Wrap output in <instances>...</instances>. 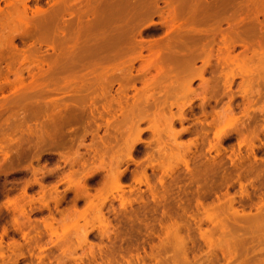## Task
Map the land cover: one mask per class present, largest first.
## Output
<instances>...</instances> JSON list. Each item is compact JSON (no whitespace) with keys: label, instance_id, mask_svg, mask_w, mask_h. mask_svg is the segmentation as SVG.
I'll return each instance as SVG.
<instances>
[{"label":"rangeland","instance_id":"1","mask_svg":"<svg viewBox=\"0 0 264 264\" xmlns=\"http://www.w3.org/2000/svg\"><path fill=\"white\" fill-rule=\"evenodd\" d=\"M183 1L0 0V264H264V73L215 57L252 4Z\"/></svg>","mask_w":264,"mask_h":264},{"label":"bare ground","instance_id":"2","mask_svg":"<svg viewBox=\"0 0 264 264\" xmlns=\"http://www.w3.org/2000/svg\"><path fill=\"white\" fill-rule=\"evenodd\" d=\"M128 1V0H127ZM156 1V0H155ZM171 1V0H170ZM175 1V0H174ZM185 1V0H184ZM183 1V2H184ZM190 1V0H189ZM193 1V0H192ZM201 1V0H200ZM227 1V2H226ZM230 1V0H229ZM229 1L228 0H218L216 3H217V11H216V13H219V12H222V10L223 11H225L226 10V5L227 4H229ZM247 1V0H246ZM245 1V2H246ZM251 2V4H252V6H251V4H250V6H251V8L250 7H247V8H250L249 10H252V12H253V19H254V22H253V24L251 23L250 25H248L249 24V22H247L246 24H244L245 23V21L243 22V24L246 26V25H248V26H246V28H244V33H242V34H245L246 35V37L244 36H242V34H239L240 36H242V38L243 39H241V38H239L240 36L238 35V32H236V31H238V30H236V29H238L237 27H235V23L234 24H230L229 23V26H228V30H229V33H230V30H232L233 31V33H235L236 35L234 36V37H236L237 35V38H239L240 40L238 41V39H234L231 35H232V31H231V33L229 34L228 33V35H230V36H227V34H226V32H228L227 30H225L224 31V29H222V26H221V22L219 21V23H218V25H217V28H216V35H218L219 37H218V44H217V48H216V65H217V71H220L221 73L224 71V68L226 67V66H228V64L229 65H233L234 64V62L235 61H237L238 63H239V61H238V59L242 56V58L241 59H243V58H246L248 61H249V63H250V68L247 70V71H257L256 73L258 74V77L260 76V74L261 73H264V0H248V2ZM223 2V3H222ZM224 2H226V3H224ZM235 2V1H234ZM233 1H232V3H234ZM189 3H191V1L190 2H188V4ZM213 3V2H212ZM98 4V3H97ZM152 4V3H151ZM180 4V7H181V5H184V4H181V3H178V5ZM186 4V3H185ZM192 4V3H191ZM198 3H196V5H197ZM222 4H223V6L225 7H223L222 6ZM247 4V3H246ZM107 5V4H106ZM113 5V4H112ZM116 5V4H115ZM204 5V4H203ZM206 5V4H205ZM236 5V4H235ZM55 6V5H54ZM87 6V5H86ZM138 6H140V5H138ZM186 6V5H185ZM200 6V5H199ZM210 6H211V4H210ZM223 7V9H222V7ZM248 6H249V3H248ZM59 7V6H58ZM143 7V6H142ZM154 7V6H153ZM179 7V9H182V8H180ZM183 7V6H182ZM188 7V6H187ZM190 7V6H189ZM195 7V6H194ZM202 7V6H201ZM205 7V6H204ZM209 6H207V8H208ZM55 8V7H54ZM186 7H184V9H185ZM177 9V11H179L178 10V8H176ZM211 10H212V8H210ZM229 9H231V8H229ZM57 10V9H56ZM101 10V9H100ZM120 10V9H119ZM118 10V11H119ZM187 10V9H186ZM185 10V11H186ZM203 10V9H202ZM207 10V9H206ZM52 11V10H51ZM50 11V12H51ZM138 11V10H137ZM153 11V10H152ZM168 11V10H167ZM171 11H172V8H171ZM175 11V10H174ZM183 11V10H182ZM189 11H190V9H189ZM197 11V10H196ZM55 12V11H54ZM96 12V11H95ZM127 12V11H126ZM184 12V11H183ZM204 11H202V13H203ZM238 12V11H237ZM242 12H244V11H242ZM249 12V11H248ZM251 12V11H250ZM152 13V12H151ZM170 13V12H169ZM186 13H188L187 11L185 12V15H186ZM192 13V12H191ZM205 13V12H204ZM215 13V14H216ZM223 13V12H222ZM48 14H51V13H48ZM58 14H60V13H58ZM58 14H56V15H58ZM177 14V13H176ZM180 14H182V12L180 13ZM193 14L195 15V12H193ZM197 14H198V11H197ZM199 14H200V12H199ZM210 14V13H209ZM221 14V13H220ZM220 14H216V15H219V16H221ZM227 14H229L228 12H227ZM231 14V13H230ZM232 14H234V13H232ZM236 14V13H235ZM240 14V13H239ZM106 15V14H105ZM116 15V14H115ZM133 15V14H132ZM173 15V14H172ZM178 15H179V13H178ZM177 15V16H178ZM182 15H184V14H182ZM182 15H179V16H181V18H182ZM224 15V14H223ZM238 15V14H237ZM50 16H52V15H50ZM49 16V17H50ZM161 16V15H160ZM189 16V15H188ZM187 16V17H188ZM197 16V15H196ZM210 16V15H209ZM212 16V15H211ZM225 16V15H224ZM240 16V15H239ZM46 17V16H45ZM117 17V16H116ZM202 17V16H201ZM205 17V16H204ZM218 17V16H217ZM194 18V17H193ZM200 18V17H199ZM206 18V17H205ZM213 18H214V15H213ZM222 18V17H221ZM225 18V17H224ZM230 18V17H229ZM228 18V19H229ZM243 18V17H242ZM242 18H241V20H242ZM245 18V17H244ZM243 18V19H244ZM262 18V19H261ZM109 19V18H108ZM195 19V18H194ZM202 19V18H201ZM218 19H220V18H218ZM253 19H251V20H253ZM43 20V19H42ZM46 20V19H45ZM107 20V19H106ZM113 20V19H112ZM189 20V19H188ZM190 20H191V17H190ZM195 20H197V19H195ZM205 20V19H204ZM207 20V19H206ZM214 20V19H213ZM215 20H216V18H215ZM227 20V19H226ZM187 21V20H186ZM185 21V22H186ZM223 21H225V20H223ZM243 21V20H242ZM242 21H239V23H237V24H240V22H242ZM52 21H50V23H51ZM93 22V21H92ZM193 22V21H192ZM198 22V21H197ZM202 22V21H201ZM227 22V21H226ZM230 22V21H229ZM252 22V21H251ZM41 23V22H40ZM54 23V22H53ZM187 23V22H186ZM190 23V22H189ZM216 23H217V21H216ZM102 24V23H101ZM182 24V23H181ZM193 24V23H192ZM215 24V23H214ZM227 24V23H226ZM236 24V25H237ZM43 25V24H42ZM41 25V26H42ZM46 25V24H45ZM84 25V24H83ZM190 25V24H189ZM195 25V24H194ZM50 26V25H49ZM68 26V25H67ZM74 26V25H73ZM93 26V25H92ZM187 26V25H186ZM214 26H216V25H213V27ZM238 26V25H237ZM208 27V26H207ZM212 27V26H211ZM240 27V31L243 29H241V25L239 26ZM44 28V27H43ZM65 28V27H64ZM180 28V27H179ZM187 28H190V27H188L187 26ZM198 28H199V26H198ZM236 28V29H235ZM67 29V28H66ZM80 29V28H79ZM78 29V30H79ZM83 29H85L84 27H83ZM178 29V28H177ZM176 29V31H179V30H177ZM192 29V28H191ZM215 29V28H214ZM213 29V30H214ZM226 29H227V27H226ZM90 30V29H89ZM192 31V30H191ZM210 31V30H209ZM195 32V31H194ZM207 32V31H206ZM211 32V31H210ZM107 33V32H106ZM202 33V32H201ZM241 33V32H240ZM171 34V33H170ZM187 34V33H186ZM191 34V33H190ZM194 34V33H193ZM213 34H214V32H213ZM111 35V34H110ZM57 36V35H56ZM115 36V35H114ZM173 36V35H172ZM186 36V35H185ZM191 36V35H190ZM82 37V36H81ZM113 37V36H112ZM122 37V36H121ZM217 37V36H216ZM115 38H116V36H115ZM120 40H121V38H119ZM171 39H172V37H171ZM109 40V39H108ZM123 40V39H122ZM135 40V39H134ZM56 41V40H55ZM112 41V40H111ZM168 41V40H167ZM178 41V40H177ZM78 42V41H77ZM84 42V41H83ZM162 42V41H161ZM172 42V41H171ZM170 42V43H171ZM213 42H214V40H213ZM55 43V42H54ZM106 43H107V41H106ZM130 43V42H129ZM169 43V42H168ZM167 43V44H168ZM65 44V43H64ZM63 44V45H64ZM80 44V43H79ZM95 44V43H94ZM115 44V43H114ZM173 44H174V42H173ZM176 44V43H175ZM138 45H140V44H138ZM178 45V44H177ZM78 46V45H77ZM134 46V45H133ZM144 46V45H143ZM157 46H159V45H157ZM164 46V45H163ZM168 46H169V44H168ZM179 46V45H178ZM177 46V47H178ZM35 47V46H34ZM62 47V46H61ZM84 47V46H83ZM103 47H105V46H103ZM128 47V46H127ZM126 46H125V48H127ZM162 47V46H161ZM171 47V46H170ZM88 48V47H87ZM91 48V47H90ZM114 48V47H113ZM122 48V47H121ZM134 48V47H133ZM136 48V47H135ZM134 48V49H135ZM237 48H239V51H237L236 52V50H237ZM78 49V48H77ZM107 49H109V48H107ZM139 49V48H138ZM178 49V48H177ZM86 50H88V49H86ZM127 50V49H126ZM168 50V49H167ZM170 50V49H169ZM168 50V51H169ZM180 50V49H179ZM210 51H211V49H209ZM83 51V50H82ZM82 51H80V52H82ZM110 51V50H109ZM131 51V50H130ZM136 51V50H135ZM134 51V52H135ZM171 51V50H170ZM173 51V50H172ZM187 51V50H186ZM185 51V52H186ZM213 51V50H212ZM105 52V51H104ZM123 52V51H122ZM161 52V51H160ZM71 53V52H70ZM106 53V52H105ZM116 53H118V52H116ZM115 53V54H116ZM137 53H138V51H137ZM161 53H163V50H162V52ZM167 53V52H166ZM169 53V52H168ZM195 53V52H194ZM58 54V53H57ZM75 54V53H74ZM124 54V53H123ZM165 54V53H164ZM163 54V55H164ZM169 54H171V53H169ZM179 54V53H178ZM178 54H175L176 55V57H177V55ZM188 54V53H187ZM206 54V53H205ZM59 55V54H58ZM67 55V54H66ZM71 55V54H70ZM163 55L161 54V56L163 57ZM179 55H181V54H179ZM195 55V54H194ZM210 55V54H209ZM85 56V55H84ZM87 56V55H86ZM159 56V55H158ZM182 56V55H181ZM183 56H185V55H183ZM171 57H172V55H171ZM174 57V56H173ZM187 57H188V55H187ZM210 57H212V55L210 56ZM209 57V58H210ZM79 58V57H78ZM81 58V57H80ZM105 58V57H104ZM161 58V57H160ZM175 58V57H174ZM189 58V57H188ZM191 58H192V55H191ZM214 58V57H213ZM76 59V58H75ZM103 59V58H102ZM141 59V58H140ZM181 59H182V57H181ZM195 59V58H194ZM245 59V60H246ZM104 60V59H103ZM110 60V59H109ZM134 60V59H133ZM132 60V61H133ZM158 60V59H157ZM163 60H164V58H163ZM174 60H176V59H174ZM183 61H184V59H182ZM246 60V62H248ZM156 61V60H155ZM76 62V61H75ZM74 62V63H75ZM169 62H171V61H169ZM173 62H175V61H173ZM177 62V61H176ZM179 62V61H178ZM185 62H187V61H184V63ZM244 62V61H243ZM162 63V62H161ZM168 63V62H167ZM180 63V62H179ZM194 63V62H193ZM230 63H233V64H230ZM86 64V63H85ZM94 64V63H93ZM165 64V63H164ZM171 64V63H170ZM174 64V63H173ZM209 64V63H208ZM82 65V64H81ZM158 65V64H157ZM169 65V64H168ZM184 65V64H183ZM86 66V65H85ZM88 66V65H87ZM161 67H162V65H160ZM57 68V67H56ZM75 68V67H74ZM167 68H169V67H167ZM107 69V68H106ZM170 69V68H169ZM190 70H192V69H190ZM160 71V70H159ZM164 71H166L165 70V68H164ZM164 71H163V74H164ZM172 71V70H171ZM174 71V70H173ZM189 71V70H188ZM203 71V70H202ZM233 72H235L234 71V69L232 70ZM61 72H63V71H61ZM60 72V73H61ZM167 73V72H166ZM178 73V72H177ZM198 73V72H197ZM157 74H158V72H157ZM252 73H250L249 75H251ZM255 74V73H254ZM166 75V74H165ZM189 75V74H188ZM187 75V76H188ZM194 75V74H193ZM225 75V77H226V83L228 84V86H229V89H230V86L232 85V83L235 81V75L234 74H231V75H227L226 73L224 74ZM256 75V74H255ZM241 76V75H240ZM245 76V75H244ZM252 76V78L253 77H255V76H253V75H251ZM183 77V76H182ZM76 78V77H75ZM121 78H123V77H121ZM170 78H171V75H170ZM174 78V77H173ZM252 78H250V79H252ZM263 78H264V75H263ZM41 79V78H40ZM126 79V78H125ZM178 79V78H177ZM48 80V79H47ZM253 80V82H254V78L252 79ZM252 80H247V81H250V82H248L249 84H251L252 82ZM148 81V80H147ZM246 81V82H247ZM260 81V80H259ZM173 82V81H172ZM179 82V81H178ZM244 82H245V80H244ZM174 83V82H173ZM247 83V84H248ZM259 83H261V82H259ZM263 83V82H262ZM261 83V84H262ZM202 84H204V83H202ZM201 84V85H202ZM244 84V83H243ZM245 85V84H244ZM243 85V86H244ZM252 85H254V83H252ZM126 86H127V83H126ZM205 86H207V84L205 85ZM242 86V85H241ZM251 86V85H250ZM256 86V85H255ZM261 86V85H260ZM191 87V86H190ZM258 87V86H257ZM125 88V87H124ZM226 88V87H225ZM249 88L250 87H248V90H249ZM251 88H254V87H251ZM264 88V87H263ZM207 89V88H206ZM205 89V90H206ZM259 89V88H258ZM126 90V89H125ZM169 90V89H168ZM204 90V91H205ZM240 90V89H239ZM261 90H262V88H261ZM141 91V90H140ZM195 91V90H194ZM207 91V90H206ZM44 92V91H43ZM236 93V92H235ZM257 93H259V92H257ZM254 94H256V93H254ZM252 95H253V92H252ZM226 96V95H225ZM260 96V95H259ZM79 97H81V96H79ZM158 96H156V98H157ZM228 97V96H227ZM172 98V97H171ZM254 98V97H253ZM205 99V98H204ZM248 99V98H247ZM248 102V101H247ZM166 103V102H165ZM203 103V102H202ZM261 103V102H260ZM80 104V103H79ZM230 104V103H229ZM248 104V103H247ZM246 104V105H247ZM245 105V106H246ZM165 106V105H164ZM169 106V105H168ZM249 106V105H248ZM36 107V106H35ZM75 107V106H74ZM156 108V107H155ZM259 108V107H258ZM72 109V108H71ZM75 109V108H74ZM73 109V110H74ZM76 110V109H75ZM124 110V109H123ZM78 112H79V110H77ZM77 111H74V112H77ZM229 111V110H228ZM81 114H82V111L80 112ZM226 113V112H225ZM76 115H78L77 113H76ZM76 115H75V117H76ZM221 115V114H220ZM219 115V116H220ZM230 115V114H229ZM66 116H67V114H66ZM223 116V115H222ZM25 117V116H24ZM60 117V116H59ZM74 117V116H73ZM142 117V116H141ZM15 118V117H14ZM26 118V117H25ZM24 118V119H25ZM68 119V118H67ZM78 119V118H77ZM59 120V119H58ZM57 120V121H58ZM70 120V119H69ZM74 120V119H73ZM18 121V120H17ZM59 121H61V120H59ZM77 121V120H76ZM122 121V120H121ZM71 122V121H70ZM19 123H21V121L19 122ZM59 123V122H58ZM18 124V123H17ZM60 124V123H59ZM67 124V123H66ZM71 124V123H70ZM73 124H75V122H73ZM72 124V125H73ZM78 124V123H77ZM61 125V124H60ZM20 126V125H19ZM43 126V125H42ZM51 126V125H50ZM53 126V125H52ZM51 126V127H52ZM13 127V126H12ZM42 128V127H41ZM53 128V127H52ZM63 128V127H62ZM18 129V128H17ZM39 129V128H38ZM45 129V128H44ZM19 130V129H18ZM40 130V129H39ZM97 130V129H96ZM12 131V130H11ZM22 131V130H21ZM41 132V131H40ZM49 132H50V130H49ZM52 132V131H51ZM58 132H60V131H58ZM16 133V132H15ZM45 133V132H44ZM43 132L41 133V134H44ZM62 133V132H61ZM60 133V134H61ZM94 133V132H93ZM97 133V132H96ZM12 134V133H11ZM14 134V133H13ZM85 134V133H84ZM7 135H8V133H7ZM91 135H93V134H91ZM14 136V135H13ZM74 137H76V136H74ZM40 138H41V136H40ZM40 138H39V140H40ZM62 138H63V136H62ZM61 138V139H62ZM7 139V138H6ZM42 139V138H41ZM44 139V138H43ZM64 139V138H63ZM69 139V138H68ZM8 140H10V139H8ZM46 140H48V139H46ZM59 140H60V138H59ZM59 140H57L58 142H59ZM71 140V139H70ZM13 140H10V142H12ZM80 141V140H79ZM40 143L42 142V141H39ZM49 142V141H48ZM36 143V142H35ZM62 143V142H61ZM64 143H66V142H64ZM80 143H82L81 141H80ZM67 144V143H66ZM83 144V143H82ZM117 144V143H116ZM4 145V144H3ZM49 145V144H48ZM61 145V144H60ZM63 145V144H62ZM64 146V145H63ZM66 146H68V145H66ZM92 146V145H91ZM114 146V145H113ZM4 147H5V145H4ZM70 147V146H69ZM6 148V147H5ZM31 148V147H30ZM63 148V147H62ZM72 150V149H71ZM70 150V151H71ZM97 150V149H96ZM4 151V150H3ZM64 151V150H63ZM8 153V152H7ZM65 153V152H64ZM76 153V152H75ZM9 154H10V152H9ZM65 154H67V153H65ZM78 155V154H77ZM8 157H10V156H8ZM77 157V156H76ZM103 157V156H102ZM16 158V157H15ZM17 159V158H16ZM68 160V159H67ZM104 160V159H103ZM74 161V160H73ZM11 162H12V160H11ZM66 162V161H65ZM10 163V162H9ZM13 163H15L14 162V160H13ZM86 163V162H85ZM12 164V163H11ZM13 168V167H12ZM35 170V169H34ZM76 170V169H75ZM77 171V170H76ZM75 172V171H74ZM79 176V175H78ZM77 177V176H76ZM78 185V184H77ZM84 186V185H83ZM81 187V186H80ZM79 188V187H78ZM82 188V187H81ZM84 188V187H83ZM80 189V188H79ZM81 190V189H80ZM79 190V191H80ZM56 191V190H55ZM78 191V192H79ZM82 191V190H81ZM80 191V192H81ZM86 191V190H85ZM52 192V191H51ZM87 192V191H86ZM83 193V192H82ZM87 194V193H86ZM80 195H82V194H80Z\"/></svg>","mask_w":264,"mask_h":264}]
</instances>
